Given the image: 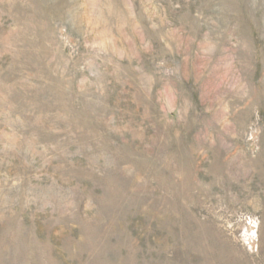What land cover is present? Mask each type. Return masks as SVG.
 <instances>
[{"label": "rangeland", "instance_id": "1", "mask_svg": "<svg viewBox=\"0 0 264 264\" xmlns=\"http://www.w3.org/2000/svg\"><path fill=\"white\" fill-rule=\"evenodd\" d=\"M0 264H264V0H0Z\"/></svg>", "mask_w": 264, "mask_h": 264}]
</instances>
